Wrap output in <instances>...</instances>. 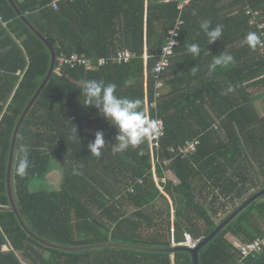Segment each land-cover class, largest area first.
Wrapping results in <instances>:
<instances>
[{
	"label": "trees",
	"instance_id": "16d2710c",
	"mask_svg": "<svg viewBox=\"0 0 264 264\" xmlns=\"http://www.w3.org/2000/svg\"><path fill=\"white\" fill-rule=\"evenodd\" d=\"M14 1L56 55L76 52L98 58L119 49L136 54L126 64L52 74L25 118L16 141L12 188L17 207L34 233L63 245L115 241L168 247L171 231L176 244L184 241L185 233L197 240L264 187V47L252 49L244 43L248 32L259 35L249 26L244 7L257 10V20L264 23V0H190L185 6L180 44L160 80L167 86L176 67L181 73L178 83L184 89L193 82L192 90L178 95L162 89L156 108L149 110L150 119L159 117L163 122L159 148L152 154L148 140L137 148L113 152L115 129L95 108L82 105L84 96L78 88L83 79L115 83L119 96L139 99L145 111L142 55L146 48V97L151 102L152 55L175 22L176 2L76 0L60 2L54 10L49 6L52 0ZM0 14L7 21L0 28V206H8L5 171L11 135L47 72L49 52L7 0H0ZM203 20L213 27L223 26L221 37L210 45L200 28ZM193 43L201 48L195 57L188 51ZM225 52L233 55V63L210 71L214 55ZM179 53L181 63L176 59ZM19 69L21 76L15 74ZM98 129L108 142L100 157L87 148L94 139L91 130ZM193 138L199 139L193 152L171 151ZM21 144L29 147L31 163L23 178L16 174ZM53 164L62 172L59 186L31 190L34 179L45 177ZM166 171L178 182L167 178ZM263 226L264 196L201 249L200 264H234L237 253L232 241L243 243L261 236ZM4 244L11 249L1 251ZM17 252L29 264H191L185 253L171 257L117 248L51 249L27 236L13 212L0 209V264H27ZM244 264H264V249Z\"/></svg>",
	"mask_w": 264,
	"mask_h": 264
},
{
	"label": "clouds",
	"instance_id": "9594fccd",
	"mask_svg": "<svg viewBox=\"0 0 264 264\" xmlns=\"http://www.w3.org/2000/svg\"><path fill=\"white\" fill-rule=\"evenodd\" d=\"M193 15H195V10H193ZM200 28L205 33L208 44L215 42L222 35L223 26L218 24L213 27L208 20H203ZM244 43L248 47L255 49L260 45H264V40L256 32H248ZM188 51L193 57L198 56L201 51L200 45L197 43L190 44ZM233 61L234 57L231 53L225 52L221 55H214L209 70L214 71L218 66L227 67ZM191 70L195 74L198 68L194 66ZM78 89L83 92L84 99L82 102L80 101L82 105L86 108L89 106L95 108L97 114L115 129L113 138L115 142L111 143V150L113 152L121 153L127 151L130 147L137 148L148 139L154 138L159 134L160 129L157 122L150 119L149 115L142 109L141 101L139 99L119 96L115 83H106L102 79H83ZM75 132L77 134L76 127ZM107 144L104 131L98 129L94 133V139L87 144V148L91 154L100 157L102 150ZM20 152L22 155L17 162L16 174L23 178L28 174L31 166L29 159L30 149L27 145L21 144ZM73 171L75 172V169ZM199 239L195 241L197 242ZM183 242H186L185 235ZM173 245L189 244L175 243Z\"/></svg>",
	"mask_w": 264,
	"mask_h": 264
},
{
	"label": "built area",
	"instance_id": "2783aa9c",
	"mask_svg": "<svg viewBox=\"0 0 264 264\" xmlns=\"http://www.w3.org/2000/svg\"><path fill=\"white\" fill-rule=\"evenodd\" d=\"M76 0H52L49 6L52 9H58L60 2H75ZM176 2L177 6V16L175 18V22L171 28H169L166 32L163 44L159 51H157L152 57L154 58V64L151 69L152 78L154 80V94L153 100L151 102H146V112L149 111L151 108H156V101L161 95V88L163 86V82L160 80V77L164 72L167 71L171 59L175 54L176 48L180 44V31L184 24L183 20V11L186 5L190 3V0H169ZM244 10L246 14L249 16V26L254 27L258 30L259 35L264 38V23L257 20L259 16V12L257 10H252L249 6H245ZM7 21L4 19L3 15L0 14V28L6 27ZM260 47H264V45H260ZM263 49V48H262ZM136 54L129 49H119L113 54H110L108 57H98V58H91L86 56L83 53H70V54H60L56 55L55 63L53 67L54 75L61 76L63 74L64 69H76V68H84L86 71L95 70L101 66H104L108 63L110 64H126L130 60H132ZM144 65L147 64L148 55L147 53H143L142 55ZM22 70H17L15 73L18 76L22 75ZM157 122L158 128L160 129L159 134L154 137L148 139L149 146L151 148V154L154 149L159 148V139L163 135V122L159 117H155L154 119ZM199 143L198 138H193L191 140H186L182 145L174 149H171L172 152H177L178 154H188L193 152ZM139 182H141L139 180ZM132 191L133 189L130 187L128 189ZM185 239L186 242L178 243L184 244L188 243L189 245H194L196 243L195 240H192L189 235L186 233ZM171 241L174 243L173 232L171 231ZM232 244L235 247L237 253V260L234 264H244V261L249 257H254L255 255L259 254L264 249V226H263V234L261 236H257L250 241H245L240 243L238 241L233 240ZM11 249L10 244H4L1 247V251H8Z\"/></svg>",
	"mask_w": 264,
	"mask_h": 264
},
{
	"label": "water",
	"instance_id": "95a60500",
	"mask_svg": "<svg viewBox=\"0 0 264 264\" xmlns=\"http://www.w3.org/2000/svg\"><path fill=\"white\" fill-rule=\"evenodd\" d=\"M7 2L11 5L16 15L26 24V26L45 44L48 52H49V66L47 72L26 103L25 107L23 108L21 114L18 117V120L15 124L13 129L11 139H10V146L8 151L7 157V164H6V171H5V188L6 194L8 198L9 205L8 206H0V209H5L11 211L15 214L18 223L20 224L21 228L24 232L32 238L33 240L37 241L41 245L51 248L57 249L62 251L68 252H77V251H86V250H98L103 248H117V249H126V250H133L138 252H148V253H165L170 254L171 257L175 253H185L188 254L191 264H200V251L203 247H205L209 242H211L225 227H227L233 220H235L246 208H248L253 202L257 201L258 199L264 196V187L259 188L253 191L249 196H247L244 200L238 203L235 208H233L223 219H221L214 229L210 231L207 235L201 237L193 246L190 245H173L171 244L168 247H158V246H147L141 244H129V243H122V242H115V241H107L102 243H94V244H86V245H63L58 242H54L51 240H46L43 237L34 233L24 221L14 198L13 195V188H12V169L14 164L15 152H16V141L18 137V133L20 128L27 117L29 111L33 107L34 103L39 97V94L48 83L50 77L53 73V67L55 63L56 53L53 49L52 44L48 41V39L26 18L25 15L20 11L17 4L14 0H7Z\"/></svg>",
	"mask_w": 264,
	"mask_h": 264
},
{
	"label": "rangeland",
	"instance_id": "374dc122",
	"mask_svg": "<svg viewBox=\"0 0 264 264\" xmlns=\"http://www.w3.org/2000/svg\"><path fill=\"white\" fill-rule=\"evenodd\" d=\"M256 92V91H255ZM260 100H258L257 102V106L260 110V112L262 111V103L259 102ZM85 130L89 131L88 128H85ZM96 131L91 130V133H95ZM58 167H56L55 164H53V166L50 167V172L45 176V177H38L35 178L34 181L30 184V189L33 191H38V190H49V189H56V187L59 184V181L61 179L62 176V172L60 173L59 170H57ZM166 177L173 180L174 182H178V180L174 177V175L170 172V171H166ZM156 178V177H155ZM157 180V178H156ZM160 207H163L164 205L159 203ZM16 255L18 256V258L29 264L27 262V260H25L21 254L19 252L16 253Z\"/></svg>",
	"mask_w": 264,
	"mask_h": 264
},
{
	"label": "crops",
	"instance_id": "0c3cea01",
	"mask_svg": "<svg viewBox=\"0 0 264 264\" xmlns=\"http://www.w3.org/2000/svg\"><path fill=\"white\" fill-rule=\"evenodd\" d=\"M210 45V44H209ZM146 49V48H145ZM144 49V52L146 53V50ZM181 55V56H180ZM180 56V58H178ZM182 57H183V55H182V53H179L178 55H177V57H176V59H177V61L179 62V63H181V61H182ZM176 59H175V61H176ZM144 63V62H143ZM147 65V64H146ZM174 72L175 73H172L171 74V76L168 78V85L167 86H165V83H163V86H162V88H161V90H160V92L162 91V89L163 88H165V92H168V91H170L171 89L173 90V91H176L177 92V94L178 95H180V94H182V92H183V90H186V89H188L189 91H191L192 90V85H193V82L189 85V86H187L186 88H185V86H184V89H183V85H182V83L181 84H179L178 82L179 81H181V73H180V70L178 69V68H174ZM146 78H147V70H146V66L144 65V92H145V94H144V108H145V112H146V102L148 103V98L146 97ZM165 86V87H164ZM180 88H182V89H180ZM257 102H258V100L255 102V104L257 105ZM259 102H261V101H259ZM258 107V106H257ZM150 110V109H149ZM148 115H149V111L148 112H146ZM57 170H59L60 171V173H61V169L60 168H57ZM50 172V171H49ZM48 172V173H49ZM47 173V174H48ZM46 174V175H47ZM45 175V176H46ZM61 180V179H60ZM59 184H60V181H59ZM59 184H58V186H59ZM57 186V187H58ZM26 260V259H25ZM27 262L29 263V261L27 260Z\"/></svg>",
	"mask_w": 264,
	"mask_h": 264
}]
</instances>
